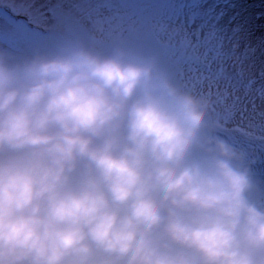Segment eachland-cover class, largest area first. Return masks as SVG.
<instances>
[{
  "label": "clouds",
  "instance_id": "clouds-1",
  "mask_svg": "<svg viewBox=\"0 0 264 264\" xmlns=\"http://www.w3.org/2000/svg\"><path fill=\"white\" fill-rule=\"evenodd\" d=\"M244 159L155 55L0 50V264H264Z\"/></svg>",
  "mask_w": 264,
  "mask_h": 264
},
{
  "label": "snow or ice",
  "instance_id": "snow-or-ice-1",
  "mask_svg": "<svg viewBox=\"0 0 264 264\" xmlns=\"http://www.w3.org/2000/svg\"><path fill=\"white\" fill-rule=\"evenodd\" d=\"M120 0H22L19 8L0 12V41L9 42L16 58L34 50H52L79 39L102 52L117 42L155 54L183 89L213 100L211 115L218 133L257 156L264 153V82L258 83L227 52L215 33L193 26L180 12L135 14ZM259 101V103H257ZM245 130L244 133L241 130ZM264 185V181H260ZM264 205V189L258 195Z\"/></svg>",
  "mask_w": 264,
  "mask_h": 264
},
{
  "label": "rangeland",
  "instance_id": "rangeland-1",
  "mask_svg": "<svg viewBox=\"0 0 264 264\" xmlns=\"http://www.w3.org/2000/svg\"><path fill=\"white\" fill-rule=\"evenodd\" d=\"M21 2L22 0H0V12L9 13L14 8H19ZM28 2L42 3V2H45V0H28ZM52 2H55V0H52ZM174 2L175 0H120L118 7L121 8L125 12H130V13H135V14L170 13L168 11V8L172 6ZM215 2L216 0H203L200 3L199 7L200 8L202 7L203 9L202 13L205 16H211L210 18L212 19L214 25L216 26L218 31L222 34V41L220 43L223 45L225 49L228 46H226V38H227L226 36L227 35L223 31V27H225L228 31H230V28H229L230 26L227 23H225L224 20L227 16V13L236 14L237 12H239L240 4H239V1H236V0H227L225 4L222 5L220 9H218L214 7ZM185 8H188V5ZM247 8H249L248 5H247ZM172 12L179 13V10L172 11ZM194 14L196 15L198 14V8L195 9L193 7H189V11L180 12L181 18L186 21L188 18H190V15H194ZM185 15L187 17H185ZM222 15H223V18L221 19V22H220V17ZM193 26L195 27L197 25L194 23ZM240 34H242L241 31H240ZM255 36L260 37L259 35H255L254 33H249V35H246V38L244 37L245 45H248L252 49V54L254 55V58L259 56L256 61L258 65L254 69L252 65L246 64L247 63L246 60L250 58L247 57L245 51L243 50V45H241V43L240 44L232 43V40L230 39V34H228V38L230 39L229 52L233 55L235 59H237L242 64V66L244 67V69L250 76L255 77L257 79V82L261 83V82H264V71L259 70L258 71L259 74H256L254 70H256V68H260L259 66L260 63H264V44L254 45ZM69 41L80 42L89 47H93L89 43H86L79 39H73ZM241 42H242V39H241ZM114 46L121 47L124 49H130L120 42L115 43L113 47ZM0 50H3L6 53H11L14 57H16V53L10 47L9 42L0 41ZM145 55H155V54H145ZM155 56L158 57L157 55ZM257 103H259V101H257ZM217 125H220V126L216 130L222 127L220 123ZM241 131L243 133L245 132V130L243 129ZM246 154L248 155V157L252 158L251 159L252 164H249L251 167V170L255 171L254 173H261V174L253 175V179L256 184L255 189L258 190L261 188L260 186L264 187V185L260 183V181H264V153L260 154L261 161L258 163H257L256 155H254L252 152L248 151L247 149H246Z\"/></svg>",
  "mask_w": 264,
  "mask_h": 264
},
{
  "label": "bare ground",
  "instance_id": "bare-ground-1",
  "mask_svg": "<svg viewBox=\"0 0 264 264\" xmlns=\"http://www.w3.org/2000/svg\"><path fill=\"white\" fill-rule=\"evenodd\" d=\"M239 1L240 10L236 14H229L224 20L230 27V37L232 43L243 45L248 58L246 64L252 65L253 69L257 67V59L259 56L254 58L252 49L245 45L244 37L249 33H254L260 37H254V45L264 44V0H236ZM247 5L249 8H247ZM240 29V30H239ZM240 31L242 34H240ZM242 39V42H241ZM248 41V40H246ZM260 68H256L254 72L259 74L258 71H264V63L259 64Z\"/></svg>",
  "mask_w": 264,
  "mask_h": 264
}]
</instances>
